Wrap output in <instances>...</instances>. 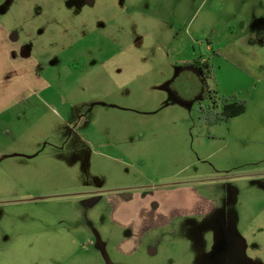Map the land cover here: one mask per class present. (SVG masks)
Masks as SVG:
<instances>
[{
    "label": "rangeland",
    "instance_id": "rangeland-1",
    "mask_svg": "<svg viewBox=\"0 0 264 264\" xmlns=\"http://www.w3.org/2000/svg\"><path fill=\"white\" fill-rule=\"evenodd\" d=\"M0 20L60 94L0 158V264H264V0H0Z\"/></svg>",
    "mask_w": 264,
    "mask_h": 264
},
{
    "label": "crops",
    "instance_id": "crops-1",
    "mask_svg": "<svg viewBox=\"0 0 264 264\" xmlns=\"http://www.w3.org/2000/svg\"><path fill=\"white\" fill-rule=\"evenodd\" d=\"M39 60L32 53L23 50L18 36H13V32L0 20V158L6 157L8 149L23 137L26 129L20 131V125H25L29 115L32 124L37 118L42 119L45 111L59 103L60 94L51 85ZM17 135L20 137H16ZM139 211L140 209L134 208L133 216L125 224L127 227L138 229V218L134 215ZM162 227L166 225L159 224L151 229ZM136 250L133 247L126 253L134 254Z\"/></svg>",
    "mask_w": 264,
    "mask_h": 264
},
{
    "label": "trees",
    "instance_id": "trees-1",
    "mask_svg": "<svg viewBox=\"0 0 264 264\" xmlns=\"http://www.w3.org/2000/svg\"><path fill=\"white\" fill-rule=\"evenodd\" d=\"M213 109V110H212ZM247 109V101L234 97L224 98L220 105L210 106L209 116L213 122L229 121L231 118L243 114Z\"/></svg>",
    "mask_w": 264,
    "mask_h": 264
},
{
    "label": "flooded vegetation",
    "instance_id": "flooded-vegetation-1",
    "mask_svg": "<svg viewBox=\"0 0 264 264\" xmlns=\"http://www.w3.org/2000/svg\"><path fill=\"white\" fill-rule=\"evenodd\" d=\"M119 246H120V245H117V246H116V250H117L118 252H120V253H124L123 251L120 250L121 248H120ZM136 251H137V250H136ZM235 252H236V249H235Z\"/></svg>",
    "mask_w": 264,
    "mask_h": 264
}]
</instances>
